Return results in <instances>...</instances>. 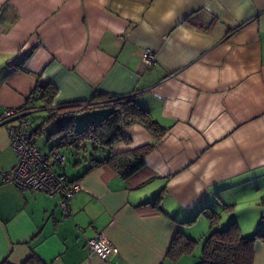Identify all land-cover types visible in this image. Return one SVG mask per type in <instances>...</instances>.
Here are the masks:
<instances>
[{"label":"crops","instance_id":"obj_1","mask_svg":"<svg viewBox=\"0 0 264 264\" xmlns=\"http://www.w3.org/2000/svg\"><path fill=\"white\" fill-rule=\"evenodd\" d=\"M45 84L56 89L46 106ZM99 95L133 97L163 133L122 127L112 153L152 144L127 177L74 161L81 189L63 214L58 195L2 180L15 160L6 130L15 121L0 125V262L197 264L211 212L215 229L264 231V0H0V116L56 111L65 116L54 130L68 111L88 109L91 123L110 110ZM179 232L198 243L171 260ZM97 234L118 253L88 255ZM252 264H264L261 239Z\"/></svg>","mask_w":264,"mask_h":264},{"label":"trees","instance_id":"obj_2","mask_svg":"<svg viewBox=\"0 0 264 264\" xmlns=\"http://www.w3.org/2000/svg\"><path fill=\"white\" fill-rule=\"evenodd\" d=\"M40 98L45 106L50 105L56 94V89L50 84L41 86ZM104 98L102 103L110 107L109 112L101 119L88 123L80 130L58 123L60 132L53 147L71 149L75 156V163L89 162L88 171L100 165H108L127 177L143 165L144 156L152 148V144H145L133 149L112 153L113 144L125 136L122 127L139 123L149 130L155 137L163 133V127L155 121L150 113L141 108L130 96L99 95ZM56 111H52L51 116ZM67 113H70L69 111ZM55 132V133H56ZM107 151L105 157H99L100 152ZM218 214H208L211 232L205 237L201 246V255L197 264H252L254 259V242L256 239L264 241V231L251 236H243L237 223L232 222L222 229H215ZM197 241L185 236L182 232L176 233L172 239L167 257L176 260L182 255L190 254L197 246ZM0 264H10L4 260ZM20 264H45L36 255H31Z\"/></svg>","mask_w":264,"mask_h":264},{"label":"built area","instance_id":"obj_3","mask_svg":"<svg viewBox=\"0 0 264 264\" xmlns=\"http://www.w3.org/2000/svg\"><path fill=\"white\" fill-rule=\"evenodd\" d=\"M143 60L147 65L152 64L155 61L154 52L146 49ZM12 120L15 123L7 124ZM4 124H7L6 130L15 160L12 167L2 174V180L14 184L20 190L58 195L59 207L63 214H67L71 198L80 191L81 186L64 169L66 155L58 147H53L46 153L40 150L28 129L23 110L5 108L0 116V125ZM85 246L88 255H96L103 260L118 253V248L101 234L88 238Z\"/></svg>","mask_w":264,"mask_h":264},{"label":"rangeland","instance_id":"obj_4","mask_svg":"<svg viewBox=\"0 0 264 264\" xmlns=\"http://www.w3.org/2000/svg\"><path fill=\"white\" fill-rule=\"evenodd\" d=\"M86 110L88 109L78 110L75 111L74 114L73 112H70L71 114L68 117L66 116L65 122H68V125H71V128L75 130L82 129L84 126H86L89 123L86 116L87 114L84 113L87 112ZM49 112L50 114L52 113L51 110L50 111L46 109L37 110L36 112L30 114L27 120L29 131H31V128H33V124L43 126L42 132L36 134L35 139L40 150L45 153L51 150L58 140V138H56V135L54 134L56 130L59 129V125H56V127L54 125V130H53V123L60 120L64 115V114L54 115L50 120H47L49 118ZM65 122L63 123L60 122V123L64 124ZM60 149L66 155V163L64 165V169L69 174L72 168H74L75 166L74 165L75 156L72 154L71 149L63 148V147H61Z\"/></svg>","mask_w":264,"mask_h":264}]
</instances>
